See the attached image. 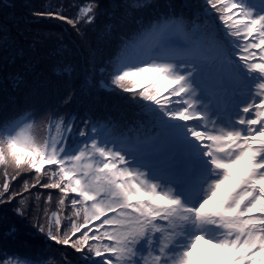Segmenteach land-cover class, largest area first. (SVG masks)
Listing matches in <instances>:
<instances>
[{"label":"snow or ice","instance_id":"1","mask_svg":"<svg viewBox=\"0 0 264 264\" xmlns=\"http://www.w3.org/2000/svg\"><path fill=\"white\" fill-rule=\"evenodd\" d=\"M0 166V264H264V0H0Z\"/></svg>","mask_w":264,"mask_h":264},{"label":"trees","instance_id":"2","mask_svg":"<svg viewBox=\"0 0 264 264\" xmlns=\"http://www.w3.org/2000/svg\"><path fill=\"white\" fill-rule=\"evenodd\" d=\"M16 3H23L24 0H14ZM28 2L32 5H35L37 7L41 6L42 4H45L48 2V0H28ZM56 23H62V22H56ZM65 27H70L65 25ZM27 28L28 31L33 34H41L48 30H51L50 27L41 25L38 22H27ZM113 115L118 119L119 118V112H114Z\"/></svg>","mask_w":264,"mask_h":264},{"label":"rangeland","instance_id":"3","mask_svg":"<svg viewBox=\"0 0 264 264\" xmlns=\"http://www.w3.org/2000/svg\"><path fill=\"white\" fill-rule=\"evenodd\" d=\"M2 172H3V166H0V174H2ZM0 179H2V175H0ZM200 248L204 250L205 258L219 259L220 256L222 255L218 249L210 248L208 245L201 244Z\"/></svg>","mask_w":264,"mask_h":264}]
</instances>
